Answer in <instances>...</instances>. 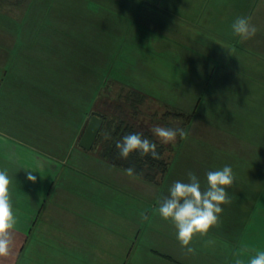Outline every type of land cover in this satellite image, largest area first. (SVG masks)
<instances>
[{
  "label": "rangeland",
  "instance_id": "374dc122",
  "mask_svg": "<svg viewBox=\"0 0 264 264\" xmlns=\"http://www.w3.org/2000/svg\"><path fill=\"white\" fill-rule=\"evenodd\" d=\"M83 6L86 7L82 13L84 21L74 23L80 34L67 39L71 42L68 46L77 48L74 57L69 54L67 58L62 51L55 55L68 59L70 66L73 58L78 64L85 61V68L88 64L86 72L90 74L87 72L89 75L82 77L71 76L74 71L67 69L60 88L61 94L83 100L78 103L84 105L85 128L93 112L98 110L111 117L107 111L116 110L115 102L120 95L125 98L129 91L139 90L149 95L140 105L135 121L141 130L155 126L184 128L188 137L184 140L177 137L175 145L167 144L171 146L166 154L170 170L163 184L158 185L135 175L129 177L124 169L103 160L97 149L84 150L82 156L76 151L72 155L69 152L66 183L69 190L83 193L78 199L69 196L65 212L67 238L73 240V244L67 241L63 244L60 240L64 237L56 234L50 237L55 246H39L43 248L36 252H21L23 258L19 264H180L164 253L168 240L177 237V229L158 213V202L170 195L169 189L176 181L188 182L187 174L191 171L199 178L203 190L207 187V167H210L208 171H215L227 165L239 176L237 189L245 188L240 181L250 179L252 174L259 177V182H264V157H257L261 167L258 171L253 170L255 162L242 171L236 169L242 167L237 161L248 163L249 157L245 156H221L218 157L220 163L207 162V146L220 134L211 126L225 133L236 132L220 125H209V128L207 120L211 117L235 116L239 106L248 105L252 108L255 132L264 135V49L253 51L239 43L241 38L231 28L237 17H250L258 30L256 36H264V21L259 17L264 0H85ZM239 7L244 10L237 11ZM8 8L6 11L12 13ZM22 13H12L15 16L8 19H20ZM4 14L0 10V15L4 17ZM3 22L0 20V33L17 36L18 29L1 26ZM91 52L96 53L98 59L95 54L89 59ZM235 52L254 65L252 70L243 67L236 75L241 93L208 92L207 83L212 78L217 83L227 77L207 73V66L222 63L228 68ZM222 54L226 57L222 58ZM242 81L247 85L239 84ZM247 88L249 93H244ZM29 95L34 93L31 91ZM46 96L47 93L43 98ZM95 103H98L96 107ZM20 109L21 115L25 114V110ZM80 112L78 109V116ZM178 112L191 118L180 117L175 114ZM76 126L68 120V130ZM56 127L58 124L53 122V128ZM263 139L254 141L257 151H264ZM245 142L248 143H240L243 149L249 146V141ZM251 144L253 146V142ZM233 192L236 196L243 195L242 191ZM259 195L260 204L251 207L242 230L250 235L248 243L240 240L242 244L236 249L221 250L223 243L213 240L214 243L207 245L213 234L210 230L208 236L194 238L191 244L194 253L183 248L185 255L180 253L179 260L184 257L186 264H212V260L226 264V260L235 261V253L242 245L248 249L244 256L246 261L257 251H264V245L256 244L257 237H254L264 234V185L260 186ZM231 199L237 201L235 196ZM254 212L258 213V219L253 218ZM142 213L149 219L142 220ZM74 230L82 231L77 247Z\"/></svg>",
  "mask_w": 264,
  "mask_h": 264
},
{
  "label": "crops",
  "instance_id": "0c3cea01",
  "mask_svg": "<svg viewBox=\"0 0 264 264\" xmlns=\"http://www.w3.org/2000/svg\"><path fill=\"white\" fill-rule=\"evenodd\" d=\"M84 1L0 0V10L5 13L4 17L0 15V20L4 21L1 26L18 29L17 36L10 35V32L8 36L7 33H0V45H3L0 47V170H6L12 182L13 206L19 219L11 252L7 257H0V264H19L23 258L21 252L26 250L29 253L36 252L43 248L39 246H55L50 237L56 234L64 237L60 240L63 244H66L64 241L73 244V240L69 241L67 238L69 232L65 212L71 198L69 196L78 199L83 193L69 190L70 186L66 183L65 176L69 172L68 157L75 151L80 156L83 154L84 149L79 146V141L86 129L84 126L86 122L82 113L84 105L78 103L83 100L61 94L60 88L63 86L61 78L67 69L73 70L71 76L77 77L89 75L90 72L87 71L89 74L86 72L88 64L85 68V61L78 64L73 58L70 66L68 59L64 60L55 54L62 51L65 57L70 58L69 54L74 57L77 48L68 46L71 42L67 39L80 34L79 27L74 23L84 21L85 17L82 14L86 8L83 6ZM7 8L17 15L23 12L20 19H8V16L15 15L8 13ZM243 10L244 7L237 9ZM254 11H257V8ZM259 17L264 21V7H260ZM10 22L12 24H9ZM79 37L84 38L80 35ZM239 43L253 51H259L264 49V36L255 35L248 40L240 39ZM94 54L98 59V55ZM94 54L89 59H93ZM225 55L222 54L221 57L225 58ZM243 67L253 69L254 65L239 57L236 52L228 68L222 63L207 66V73H218L227 77L226 80L217 83H214L212 78L207 83V91L217 92L218 95L222 91L241 93L236 75ZM229 77L232 78L229 80ZM239 84L247 85L243 81ZM220 85L222 86L219 88ZM31 91L34 93L33 96L29 95ZM249 91L247 88L244 93ZM45 93L48 95L47 98H43ZM20 108L25 110L23 112L25 114L21 115ZM78 109L81 111L79 116ZM68 120L77 126L68 130ZM53 122L58 124V127L53 128ZM254 122L252 108L248 105L239 106L235 116L221 115L209 118L208 126L220 125L228 131L236 132L225 133L220 128L211 126L220 131V134L214 137L216 141L211 146H207L209 157L207 162L214 160L220 163L218 157L221 156L226 158L233 155L239 158L245 156L249 157L248 163L237 161L242 167L236 169L242 171L247 165L255 162L253 170L258 171L261 167L258 166L257 157H264V151H257L254 141L262 140L264 135H257ZM245 141H249V146L247 148L244 146L243 149L240 143L245 145L248 143ZM78 147L81 151H78ZM233 151H236L237 155ZM262 164L264 170V160ZM209 169L210 167H207L206 173ZM29 174L36 177L35 182L28 179ZM235 177V186H240L237 181L239 176ZM243 181L240 183L245 188L237 189L234 186L230 189L229 196L231 198L235 196L237 201L231 199L234 205H222L224 211L220 216V225L211 229L213 234L209 240L223 243L221 250H234L242 244L240 240L246 243L250 240V235L242 230L251 207L260 204L257 197L264 182H259V177L253 174L250 179ZM235 190L242 191L243 195L236 196L233 192ZM254 217L258 219V213L254 212ZM76 231L74 230V233ZM75 236L77 247L78 237L82 236V231L76 232ZM254 237H257L256 244L260 242L264 245L263 233L255 234ZM168 241L164 252L166 257L176 263L186 264V258L179 260L180 253L183 256L185 253L177 237ZM63 249L67 250L64 246ZM226 261V264L235 262ZM212 264H216V261L212 260Z\"/></svg>",
  "mask_w": 264,
  "mask_h": 264
},
{
  "label": "clouds",
  "instance_id": "9594fccd",
  "mask_svg": "<svg viewBox=\"0 0 264 264\" xmlns=\"http://www.w3.org/2000/svg\"><path fill=\"white\" fill-rule=\"evenodd\" d=\"M232 31L241 40H248L257 33V28L251 23L250 17H237L231 25ZM151 133L162 144L175 145L177 137L184 140L188 132L184 128H167L155 126ZM105 139H111L105 134ZM116 148L121 158L127 160L130 154L138 152L140 157L151 156L154 160L162 159L157 151L156 143L143 136L142 132L125 135L122 141L116 142ZM126 174L134 176L135 168L128 167ZM188 182L176 181L169 189L170 195L159 201L158 213L170 221L177 229V239L188 253H194L191 244L196 236H208L213 227H219L220 216L224 209L222 205L231 204L228 189L235 186L236 177L230 166L225 165L220 170L206 173L207 187L202 190L197 175L188 172ZM28 179L35 182L36 177L29 174ZM11 180L6 170H0V257H7L14 243V232L18 226V215L14 211ZM142 220H148L146 214H141ZM207 243H214L208 240ZM247 246L242 245L235 253L234 264H264V251H257L247 261L244 256Z\"/></svg>",
  "mask_w": 264,
  "mask_h": 264
},
{
  "label": "trees",
  "instance_id": "16d2710c",
  "mask_svg": "<svg viewBox=\"0 0 264 264\" xmlns=\"http://www.w3.org/2000/svg\"><path fill=\"white\" fill-rule=\"evenodd\" d=\"M148 98L149 95L146 93L139 90H132L126 94L125 98L123 95H120V98L115 102L117 107L115 111H107L111 114V117H108V115L103 114L98 110L93 112V115L97 114L103 117L105 121L92 151L97 149L99 156L103 160L124 170L128 167H134L135 176L158 185L163 184L164 177L170 170V162L166 157V154L167 151L170 152L171 146L160 143L159 139L155 137L150 130H141L135 122L138 117L137 115L140 114V105H142ZM96 104L98 103H95V107L97 106ZM175 114L180 117L185 116L184 118L188 120L191 118V115H186L182 112ZM137 132H142L145 138L156 143L157 151L161 154L162 159L154 160L150 155L142 158L139 156L138 152L130 154L127 160L119 156L116 142L122 141V138L125 135ZM106 133L110 134L111 139H105Z\"/></svg>",
  "mask_w": 264,
  "mask_h": 264
},
{
  "label": "water",
  "instance_id": "95a60500",
  "mask_svg": "<svg viewBox=\"0 0 264 264\" xmlns=\"http://www.w3.org/2000/svg\"><path fill=\"white\" fill-rule=\"evenodd\" d=\"M104 118L95 114L89 120V123L79 141V146L86 151L92 150L98 135L104 125Z\"/></svg>",
  "mask_w": 264,
  "mask_h": 264
}]
</instances>
